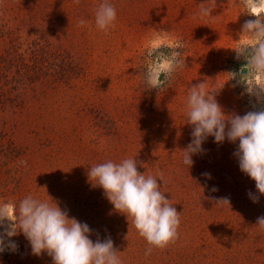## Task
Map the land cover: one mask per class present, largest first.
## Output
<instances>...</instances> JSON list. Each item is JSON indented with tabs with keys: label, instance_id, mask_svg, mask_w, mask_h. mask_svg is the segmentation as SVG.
Here are the masks:
<instances>
[{
	"label": "rangeland",
	"instance_id": "374dc122",
	"mask_svg": "<svg viewBox=\"0 0 264 264\" xmlns=\"http://www.w3.org/2000/svg\"><path fill=\"white\" fill-rule=\"evenodd\" d=\"M102 2L0 0V202L48 194L89 225L94 242L110 236L123 264H264V229L256 225L264 195L240 171L238 142L209 136L193 165L182 163L192 140L184 114L192 84L224 85L216 99L226 114L264 107L225 74L246 64L231 48L255 17L240 0H215V19L196 17L201 0H110L117 21L105 34L94 23ZM158 30L187 45L186 66L159 92L143 82L145 49ZM128 157L141 173L163 172L161 191L181 213L176 241L149 255L131 220L87 176L92 165ZM224 197L230 206L217 204ZM11 239L18 249L0 253V264H52L31 253L22 233Z\"/></svg>",
	"mask_w": 264,
	"mask_h": 264
},
{
	"label": "clouds",
	"instance_id": "9594fccd",
	"mask_svg": "<svg viewBox=\"0 0 264 264\" xmlns=\"http://www.w3.org/2000/svg\"><path fill=\"white\" fill-rule=\"evenodd\" d=\"M78 5L80 0H74ZM249 19L241 27L237 46L231 48L236 59L246 64L240 72H227L230 80L243 84L245 91L264 105V0H240ZM196 17L215 19V0H201ZM117 10L110 0H103L95 11V27L105 34L114 29ZM81 19L78 26H84ZM243 38V39H241ZM186 42L174 38L166 30H158L149 39L144 54L143 82L148 89L163 90L178 71L186 66L183 49ZM224 86V85H223ZM208 90L207 80L192 84L184 104L186 123L192 126V140L182 150V163L190 168L192 157L203 153L202 145L209 136L222 144L225 140L237 144L234 155L242 173L255 182L260 195H264V107L248 111L244 115L226 114L216 97L223 88ZM26 163V162H24ZM134 157L111 160L88 168V180L92 187L103 190L113 208L131 220L139 236L152 248H165L178 238L181 213L161 191L165 183L163 172L156 176L138 171ZM208 178L210 174L205 173ZM162 182L159 183V182ZM217 189L213 188L212 191ZM249 198L255 203L259 197L251 192ZM41 199L31 194L17 204L0 202V253L6 249L17 251L18 245L11 238L22 233L34 256L46 253L52 264H123L120 251L114 247L111 237L103 240L90 239L92 230L87 223L70 217L67 209L48 194ZM220 205H229V198H220ZM256 225L264 229V216L257 218Z\"/></svg>",
	"mask_w": 264,
	"mask_h": 264
}]
</instances>
